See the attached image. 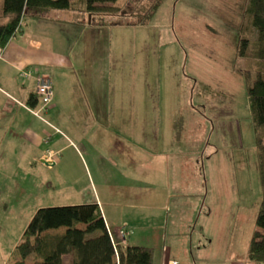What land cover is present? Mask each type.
<instances>
[{"label":"rangeland","instance_id":"rangeland-1","mask_svg":"<svg viewBox=\"0 0 264 264\" xmlns=\"http://www.w3.org/2000/svg\"><path fill=\"white\" fill-rule=\"evenodd\" d=\"M156 1L116 0L117 12L90 20L72 10H50L54 21L45 13H25L22 27L36 39L41 32L51 36L47 46L73 64L59 74L42 68L54 80L56 103L38 114L43 143L27 140L34 122L25 111V134L13 141L20 156L0 158V264L37 207L83 202L94 189L92 178L121 187V199L130 182L154 190L169 183L178 192L176 209L163 208L158 218L141 216L136 230L128 211L129 224L122 222L131 228L128 246L136 245L148 264H216L209 260L247 255L262 194L243 73L249 56L259 54L245 37L248 0H160L152 10ZM64 12H72L73 20ZM29 44L37 42L31 38ZM81 110L91 113L82 116ZM110 110L119 123L106 124L103 111ZM94 119L105 124L103 132L96 133ZM85 120L90 125L80 127ZM156 133V146L168 155L151 164L146 154ZM11 134L2 138L0 152ZM61 144L51 166L32 163L28 155L38 147L50 155L49 148ZM138 160L148 165L136 166Z\"/></svg>","mask_w":264,"mask_h":264},{"label":"trees","instance_id":"trees-1","mask_svg":"<svg viewBox=\"0 0 264 264\" xmlns=\"http://www.w3.org/2000/svg\"><path fill=\"white\" fill-rule=\"evenodd\" d=\"M159 2L156 1L152 10ZM118 8L116 0H2L0 47H4L18 31H26L22 27L26 12L50 14V10H72L83 15L90 14L91 19L96 13L115 9L117 12ZM244 23L245 37L252 41L254 50L259 53L257 57L249 56L243 73L248 85L262 190L247 257L251 260H264V0H248ZM34 35L39 36L37 33ZM33 40L39 44V39ZM23 69L31 71L36 83V89L29 93L26 105L38 114H41V110L48 112L53 104V81L52 95L46 102L37 90L36 75L52 77L49 73L41 72L38 66L29 65L19 68L22 76ZM128 228L125 224L118 227L120 239H116L108 228L97 200L42 205L35 209L6 264H148L145 257L138 260L130 257L129 252L136 249L128 246Z\"/></svg>","mask_w":264,"mask_h":264},{"label":"crops","instance_id":"crops-1","mask_svg":"<svg viewBox=\"0 0 264 264\" xmlns=\"http://www.w3.org/2000/svg\"><path fill=\"white\" fill-rule=\"evenodd\" d=\"M64 13H65L64 18H70V20H73L75 15L72 14V12L69 13L64 12ZM47 15L51 16L50 14ZM84 15L89 16V20H90V14L84 13ZM32 28L36 29V27H32ZM34 34L36 33H32L28 30H26V34H25V31H23V34L12 37L4 47H0V132H1L0 142L4 137V135L6 134V132L10 131L13 133L9 136L8 140L3 145L2 151L0 152V158L6 157V155L8 154H14L15 156H20L19 149L14 145L13 141L19 140L20 136L23 137L25 134V131L27 129L25 111L28 112V115L32 117V121L34 122V126L32 128H30L31 127L30 125L28 126L31 134H30V138L27 140L30 141L31 144L33 142L34 145H39L43 143V141L41 140L42 129L40 126L42 119L38 115V113H35L31 109V107L26 105V100L29 96V93L36 89L35 78L34 80H25V81L17 80L19 76L25 79V77L20 74L19 68L24 67L26 65H30L32 63L37 65L38 69L41 72H44L42 68L48 67L50 68V70H52L53 74L54 73L59 74V70H61L62 67L68 68V66H71L73 64L72 57L68 59L67 55L64 56L62 53L55 51L52 47L47 46L48 42L51 39V36L43 35V33L41 32L40 33L41 37H39L40 40L39 44L37 45L29 44V39L31 38L35 39V37H33ZM68 40L69 37L68 35H66L65 41L67 42ZM29 46L34 47L35 49H30ZM32 51L38 53L40 52L44 54V57L41 55H37V57H33ZM52 81L54 87L55 83L53 78ZM54 97H55V90L53 95V101H54ZM55 104H52V106H54ZM103 112H105L106 114L105 118L108 120L106 124L119 123L120 117L116 111L110 110L108 112L106 111ZM54 113L55 112L53 110L52 114L54 115ZM88 113L91 112H87V111L84 112L81 110L79 111L78 114L84 116ZM89 125H90L89 120H85L81 122L80 127L89 126ZM92 125H95L97 127L96 133L103 132L102 130L105 128L104 127L105 124L102 122V120L98 121L97 119H94L92 121ZM159 138H160L159 134L156 133L150 139V141L154 143L151 145L152 153L146 154L147 157L149 158L148 160L150 163L155 161V159L159 157H163L164 153L168 155L167 150H163L162 148L156 146L158 145ZM23 139L26 140L25 137ZM66 139H67V144L73 145V143L76 142L69 135L66 136ZM79 139L80 141L83 140L81 137H79ZM63 147L64 144L63 145L61 144L58 147H51L50 151H52V153H50V155L47 154V151L42 150L41 147H38V149L33 147L35 152L30 151L28 155L32 159V163H36L38 161L40 162L41 156L48 155L50 156L53 163H50L47 166H51L58 159V157L55 158V156H57V153ZM92 148L95 149V147ZM82 158H84V156ZM144 165H148V163L142 160H138L136 166H144ZM117 168L119 172L125 173L118 166ZM112 182L117 183L116 181H112ZM88 184L92 185L94 189L92 190L89 197H87L84 200L99 201L108 228L112 231V234L116 239H120L118 234V227L122 225V222L126 223V225L129 224L128 222L130 218L126 217L127 211L132 215L131 219L135 220L133 222V227L136 230L138 227V223L136 222V220L140 219L141 216H145V217L148 216V218L151 219L152 217L158 218L162 216L160 210H162L163 208L169 209L170 206L172 205V207L176 209V204H177L176 199L179 197L177 194L178 192L173 191L169 183H163L157 186V189L154 190L151 184L149 186L146 185L144 189H139V188H135V184H133V182H130L126 184L124 187L125 193L127 195L122 199L121 197L123 195V192L118 190L122 188L119 187L118 185L116 187H113L108 183H103L100 179L95 180L93 178L91 182ZM165 184H168L167 189L165 187ZM172 196H174V200H171ZM132 209H134L135 212H133ZM110 210L113 211L111 212V214L109 212ZM174 217L175 215L173 216V218ZM167 221H168V217H167ZM129 248L136 249L135 251L129 252V255L132 259L138 260L144 258L142 253L137 251L136 245L131 246ZM204 261L206 262L207 260ZM209 261L210 263L214 261L216 262V264H220V263L264 264V260H251L247 257V255L238 259H226L224 261L221 260H209ZM236 261H240L241 263H236Z\"/></svg>","mask_w":264,"mask_h":264},{"label":"built area","instance_id":"built-area-1","mask_svg":"<svg viewBox=\"0 0 264 264\" xmlns=\"http://www.w3.org/2000/svg\"><path fill=\"white\" fill-rule=\"evenodd\" d=\"M21 73L25 75H29L31 73L30 70L23 69ZM37 80V90L40 93L43 98H45V101H49L52 95V79L46 75L37 74L36 75ZM48 157V156H47Z\"/></svg>","mask_w":264,"mask_h":264},{"label":"water","instance_id":"water-1","mask_svg":"<svg viewBox=\"0 0 264 264\" xmlns=\"http://www.w3.org/2000/svg\"><path fill=\"white\" fill-rule=\"evenodd\" d=\"M40 162H42L44 165H49L50 163H53V161L47 156H41Z\"/></svg>","mask_w":264,"mask_h":264},{"label":"clouds","instance_id":"clouds-1","mask_svg":"<svg viewBox=\"0 0 264 264\" xmlns=\"http://www.w3.org/2000/svg\"><path fill=\"white\" fill-rule=\"evenodd\" d=\"M46 156H48V155H46ZM49 157V156H48ZM50 158V157H49ZM51 159V158H50Z\"/></svg>","mask_w":264,"mask_h":264}]
</instances>
